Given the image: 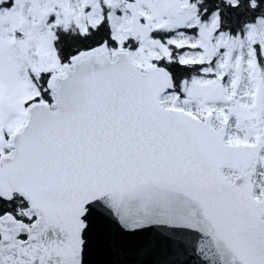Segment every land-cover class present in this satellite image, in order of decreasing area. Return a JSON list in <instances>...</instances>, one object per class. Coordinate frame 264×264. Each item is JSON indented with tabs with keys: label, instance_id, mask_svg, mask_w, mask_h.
Wrapping results in <instances>:
<instances>
[{
	"label": "snow or ice",
	"instance_id": "1",
	"mask_svg": "<svg viewBox=\"0 0 264 264\" xmlns=\"http://www.w3.org/2000/svg\"><path fill=\"white\" fill-rule=\"evenodd\" d=\"M0 264H264V0H0Z\"/></svg>",
	"mask_w": 264,
	"mask_h": 264
}]
</instances>
